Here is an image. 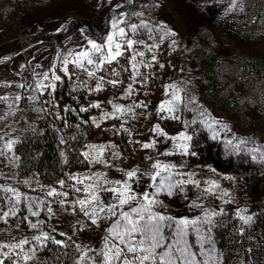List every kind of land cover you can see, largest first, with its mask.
<instances>
[{
  "label": "rangeland",
  "instance_id": "374dc122",
  "mask_svg": "<svg viewBox=\"0 0 264 264\" xmlns=\"http://www.w3.org/2000/svg\"><path fill=\"white\" fill-rule=\"evenodd\" d=\"M118 4L123 6L115 7ZM245 6V0H239L236 8L231 7V0H134V3H129L128 0H50L46 4L25 6L19 5L17 0H2L0 9L12 8V11L9 10L5 21L0 22V97H7V100H0V116H4V119L0 120V135L4 137L0 140V147L8 140H14L15 143L11 152L5 150V155L0 156V189L11 187L22 196L21 203L17 205V216L9 217L7 223L0 221V241H10L13 237L17 240L30 238L34 234L27 222H22L23 217L29 215L26 207L28 201L23 200V196L39 197L47 202L45 206L51 207L52 213L49 214L40 208L37 209L40 216H29V219L33 222L37 219L44 220L45 231L51 232V229L55 228V233L51 234L55 235L57 240L65 239L59 235L61 232L71 237V240L67 241L70 246L61 251L67 253L63 257V264H72L76 255L73 241L92 247L100 245L104 229L111 221L101 220L98 221L99 226L93 225L78 205L73 207L77 197L83 198V193L76 192L75 188H83L92 181L88 180L85 185H80L70 177L82 179L96 174H107L110 180L122 179L121 169L136 166L143 169L152 163L146 159L149 156L176 165L175 172L194 173L193 179L200 182L199 187L186 184L183 191L174 190L171 196L161 195L159 199L166 206L167 214L189 219L202 216L200 208L191 207L198 197V203L220 213L213 217L212 228L219 217H228L232 212L241 222L244 221L240 216L253 217L254 212H261L264 205V72L247 67L255 57L264 56V35L259 34L254 38L250 32L238 33L225 28V22L236 21V13H243ZM126 12L144 13L143 17L133 16L128 22L139 24L141 19L147 21L153 29L151 35L157 44L152 53L144 48L140 49L145 52V56L137 57V60L149 61L150 66H140L141 75L136 78L137 82L132 84L135 90L132 96L119 98L124 94V89L132 83L129 52H125L118 61L106 65L103 71L97 73V76L103 75L106 80L122 81L115 87L105 83L103 90L89 92L88 88L96 81L72 64L68 65V69L70 73L75 74L71 79L65 76L61 70V59L58 57L66 56L69 51H79L80 47L87 43L85 37L103 42L102 38L111 30L112 17ZM162 25L166 26V29L162 28ZM169 30L175 35H165V31ZM135 38L143 39L149 45L154 42L144 30ZM173 40L176 42L174 45ZM194 42H198L203 51L213 56V64L205 60L199 62L192 50ZM152 55L156 57L155 62H151ZM53 64L56 66V74L62 78L55 82V91L45 89L43 95L33 91L36 82L42 78L37 76V73L49 72ZM161 64L164 67H160ZM125 67H128L129 71H125ZM112 70L119 75L113 77ZM210 76L215 78V89H211L212 98L207 95ZM49 77V81L44 83L51 82V72ZM85 80L88 81V86H80V82ZM65 82L73 83L77 93L81 94L77 100L81 106L87 107L93 102L101 104L100 109L89 108L85 112L88 119L97 118L99 127L91 120L96 140L86 144L84 152L90 150L89 146L115 147H106L99 162H94L91 156L85 158L88 162L86 169L66 170L64 177L60 179L65 181V187L61 188L58 183L60 180L51 184L44 183L43 177L37 172H24L15 144L27 133L36 132L46 118L54 122L62 121L67 97L58 96V92L65 86ZM174 82L179 83L183 89L180 93L182 102L175 113L179 119H160L161 115L167 116V113L156 112L158 104L168 99L164 95V86ZM21 84L25 87H19ZM16 96L21 99L17 101ZM191 97H195L194 103L189 102ZM31 98H35V103ZM109 100L125 107L134 101H143L146 107L135 108L133 113L121 119H100L103 111H112V106L107 103ZM45 101L49 102L44 103ZM9 105L12 107L9 108ZM37 108L47 111L37 112ZM211 108L224 114V117H214L209 111ZM57 112L61 119L56 118ZM124 120L127 123H123ZM156 124H159L168 136H176L181 132L191 136V140L187 142L188 154H181L172 140L155 135L151 129ZM61 128L62 126H59L60 131ZM203 134H207L215 143H220L227 155H243L260 166L262 191L259 197L250 196L238 187L233 177L216 171L207 162L198 160L199 157L192 150L191 141ZM153 140V148L142 147V144ZM242 140L247 143H241ZM228 141H231V144ZM160 152L170 154L158 155ZM113 153H118V156ZM61 156L63 162L69 161L65 154ZM105 161L111 167L106 166ZM187 178L186 175L176 177ZM140 183H147L146 178L142 177ZM212 184L217 187L201 197L204 189ZM50 188H56L58 192H66L68 195L47 197L45 193ZM12 195L0 191V197ZM100 195L107 196L105 193ZM62 199L65 201L63 205L59 203ZM2 203L6 205L8 201L5 199ZM207 227L205 225V228ZM211 232L204 233L210 240L205 249L214 245L215 250L209 255L216 259L214 262L209 260V264H219L220 253L210 236ZM195 239V235L190 233L189 242L194 244ZM56 247L49 243V248ZM198 248L199 245H196L193 251ZM39 255L51 259L53 253L45 250ZM202 259L204 258L198 257V260ZM5 264H9V261L6 260Z\"/></svg>",
  "mask_w": 264,
  "mask_h": 264
},
{
  "label": "snow or ice",
  "instance_id": "6c2138e0",
  "mask_svg": "<svg viewBox=\"0 0 264 264\" xmlns=\"http://www.w3.org/2000/svg\"><path fill=\"white\" fill-rule=\"evenodd\" d=\"M129 3H134V0H128ZM239 0H231V7L236 8ZM123 5H116L119 8ZM243 9L241 8V11ZM143 12H126L121 13L119 16H113L110 21V31L106 37L102 38L103 42L85 37L87 41L86 45H82L79 51H69L64 57H58L61 59V70L64 75L69 79L75 73H70L68 65L72 64L76 69H79L90 79H94L96 83L88 88L89 92H99L103 90L105 83L111 84L114 87L121 84L122 81L118 79H105L103 75L97 76L98 72L104 70L106 65H111L113 62L118 61V58L124 56L125 52H129L128 62L131 68L130 79L132 83L124 89V96H132L135 91L132 87L133 83H136V78L139 77V68L141 65L149 67L150 62L143 59L137 60V57H144L145 52L140 50L146 49L149 53H152L157 47L154 38L151 35L153 29L149 23L143 19L139 24L129 23L131 17L141 18ZM123 25V26H121ZM166 29V26H161ZM144 30L149 39H153L154 42L149 45L143 39H136L135 37L140 34V31ZM165 35H175L174 32L165 31ZM163 39V37H160ZM176 42L173 40L172 44ZM155 55L151 56V62H155ZM55 64L49 69L51 72V82L49 81V72L37 73V76L42 77L39 79L33 91L40 92L43 95V90L51 89L55 91L56 81H60L61 76L55 72ZM160 67H164L163 64ZM125 71H129L128 67H125ZM111 75L116 77L118 72L112 70ZM77 79L79 77L77 76ZM80 86L87 87L88 81H81ZM19 87H25L23 84ZM179 83H169L164 86V95L168 99L160 102L156 108L157 114L167 113V116L161 115L160 119H179L178 115H175L179 110V106L182 102L181 91ZM51 95V92L49 93ZM17 101L21 99L20 96H16ZM33 102L35 103V98ZM0 100H7V97H0ZM45 101L44 103H48ZM190 103L195 102V97H191ZM112 106V111H103L100 119H121V117L127 116L134 112L135 108L146 107L143 101L136 103L135 101L128 105L123 106L114 103L112 100L107 102ZM12 105H9L11 108ZM89 108H101L100 102L90 103L87 107L81 106L79 111L86 112ZM37 112L47 111V109H35ZM65 112L75 111V109L65 108ZM204 114L203 112L201 113ZM57 119H61L59 112L56 114ZM4 119V116H0V120ZM91 120L97 127L99 122L96 117H91ZM123 123H127L126 120ZM123 123L121 127H123ZM215 123V121H213ZM79 126V125H77ZM211 127V125H209ZM128 131V129H124ZM151 131L158 136H164L167 139L175 142V147L180 150L181 154H188V141L191 140V136L181 132L176 136H168L163 131L159 124H156ZM215 138V134H214ZM4 137L0 135V140ZM14 140H8L0 147V156L5 155V150L11 152L13 148ZM231 144V141H228ZM241 143H247V141H241ZM155 141L142 144L145 149L153 148ZM106 147L109 146H89V151L84 152L83 155L87 159L90 156L94 162H99V158L103 157ZM255 151V149H253ZM167 152H160L158 155H169ZM114 156H118V153H113ZM264 156V153H262ZM18 159V157H17ZM152 163L145 166L143 169L140 166H136L130 169H121L123 173L122 179L110 180L107 178V174H96L94 176L76 178L70 177V179L76 180L80 185H85V181L91 180L92 183L85 185L83 188H75L78 193H83V198L77 197L73 202V207L79 206L80 211L93 225H98V221H111L108 227L104 229V235L102 237V243L96 247H92L86 243H76L74 245V255L72 264H209V260L215 261L214 256H210V252H214V245L209 249H205L206 244H210V240L205 237L204 233H210L213 226V217L219 215L215 209L205 208L197 201H193L191 207L200 208L203 213L202 216L189 219L187 217L177 218L173 215L167 214L166 206L163 205V201L159 199L161 195L171 196L174 190L183 191V186L186 184H195L196 187L200 186V182L193 179L194 173H178L174 169L176 165L163 162L158 157H147ZM105 165L111 167L105 161ZM186 175L187 179H176L177 176ZM146 178L147 183L141 184L140 179ZM28 183V181H25ZM59 185L61 188L65 187V181L60 180ZM217 187L215 184L204 189L201 193L203 197L208 192H211L213 188ZM4 193H12L10 197H0V221L3 223L8 222L9 217L17 216V205L21 203L22 194L16 189L6 187L0 189ZM100 193L107 194L106 197H102ZM47 197L63 196L67 197L68 193L58 192L56 188H50L46 191ZM7 200L5 205L3 200ZM23 200L28 201L26 207L29 215L24 216L22 222L26 221L29 229L34 230V234L29 237H24L17 240L15 237L10 241H0V264H5V261H9V264H63V257L67 255L62 249L68 248L70 245L67 241L71 240V237L66 233H59L60 236L65 237L63 240H57L55 235V228L51 229V232L44 230L45 221L37 219L35 222L29 219L31 217H39L40 211L37 209L43 208L44 211L51 214V207H46V201L39 197H27L23 196ZM61 205L65 203L62 199L59 201ZM157 208H164V211H157ZM6 209V210H5ZM49 218H51L49 216ZM240 219L244 223H248L251 217L240 216ZM205 225L208 227L205 228ZM38 233V234H37ZM194 234L196 239L195 243L189 242V235ZM49 243L56 245L55 249L49 248ZM199 245L196 251L193 248ZM47 250L53 253L51 259L42 257L39 253ZM198 257L204 259L198 260Z\"/></svg>",
  "mask_w": 264,
  "mask_h": 264
},
{
  "label": "trees",
  "instance_id": "16d2710c",
  "mask_svg": "<svg viewBox=\"0 0 264 264\" xmlns=\"http://www.w3.org/2000/svg\"><path fill=\"white\" fill-rule=\"evenodd\" d=\"M17 1L19 5L25 6L46 4L50 0ZM245 1L243 13L237 12L236 21L225 22V28L238 33L250 32L254 38L259 34L264 35V0ZM9 10L12 11V8L0 9V22L5 21ZM192 46L199 62L200 60L212 64L215 62L211 54L199 47L198 42H194ZM247 68L264 72V56L252 59ZM208 78L207 95L212 98L211 89H215V78L212 79L211 76ZM58 96L67 97L65 106L75 111H63L60 122L46 118L36 132L27 133L15 144L24 172L35 171L43 177L44 183L49 184L62 179L66 170L86 169L88 162L83 155L84 146L96 140L91 120L85 112L79 111L81 105L77 100L80 99L81 94L77 93L73 83L65 82ZM85 115L87 119L84 118ZM59 126H62L61 131ZM191 146L199 157L198 160L207 162L216 171L233 177L238 187L250 196H260L262 172L257 163L243 155H227L221 144L209 139L207 134L193 139ZM62 154H65L69 161L63 162ZM210 236L220 253L219 264H264V205L261 212H254L248 223L239 221L233 212L228 217H219Z\"/></svg>",
  "mask_w": 264,
  "mask_h": 264
},
{
  "label": "water",
  "instance_id": "95a60500",
  "mask_svg": "<svg viewBox=\"0 0 264 264\" xmlns=\"http://www.w3.org/2000/svg\"><path fill=\"white\" fill-rule=\"evenodd\" d=\"M209 111L213 114L214 117L216 118H223L224 114L216 112L214 108L209 109Z\"/></svg>",
  "mask_w": 264,
  "mask_h": 264
},
{
  "label": "bare ground",
  "instance_id": "6f19581e",
  "mask_svg": "<svg viewBox=\"0 0 264 264\" xmlns=\"http://www.w3.org/2000/svg\"><path fill=\"white\" fill-rule=\"evenodd\" d=\"M85 147V146H84Z\"/></svg>",
  "mask_w": 264,
  "mask_h": 264
}]
</instances>
